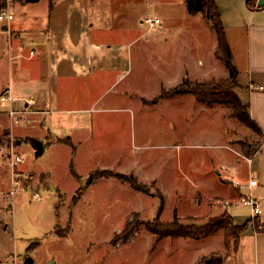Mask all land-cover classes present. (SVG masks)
<instances>
[{
    "label": "rangeland",
    "instance_id": "374dc122",
    "mask_svg": "<svg viewBox=\"0 0 264 264\" xmlns=\"http://www.w3.org/2000/svg\"><path fill=\"white\" fill-rule=\"evenodd\" d=\"M72 1L0 0V12L12 10V23L24 36H31L33 27L47 26L53 2L54 19L61 29L78 35L81 24L91 25L93 41L128 47L116 70H95L87 77L65 74L56 85L60 112L46 115L45 125L55 135L79 139L77 155L54 137L46 139L40 121L25 115L23 124L14 125L1 113L0 132L8 129L0 134V173L11 174L12 151L22 158L17 166L22 177L8 201L2 193L13 182L0 176V264H24L27 257L33 264H255L256 252L259 264H264V225L256 234L248 224L235 253L232 245H224L220 231L199 239L157 240L145 228L155 225L160 206L159 221L170 222L176 212L184 224L205 222L214 215L209 202L216 207L229 200L232 178L245 186L249 167L242 157L254 156L262 143L261 134L234 116L230 103L210 102L215 110H201L188 96V102L177 99L163 110L141 105L157 101L152 102V97L159 88L161 60L176 53L178 59L191 58L192 65L208 63L217 50L211 22L203 13H189L187 0H75L79 6ZM146 18H158L159 23H142ZM6 22L0 21V27ZM40 34L46 39L45 33ZM229 36L231 62L242 68L245 40L234 33ZM14 40L4 38L0 43V65L6 63L0 85L7 82L8 56L18 54ZM31 42L23 43L22 58L15 61L26 62L29 50L36 48ZM244 79L242 75L240 83ZM233 90L246 101L241 86ZM123 91L139 92L151 100L121 99ZM48 139L54 144H48ZM36 141L44 147L40 155ZM259 158L252 159L255 167ZM71 164L77 177L70 171ZM208 168L220 184L201 185V204L188 202L182 185L196 171L202 179ZM251 171L257 173L250 167ZM113 174L132 176L146 190L139 191ZM258 191L250 194L241 189L244 197H254ZM257 200L262 204L258 221L262 226L264 200L259 196ZM227 209L239 225L251 216L250 208L241 203ZM127 223L132 228H126Z\"/></svg>",
    "mask_w": 264,
    "mask_h": 264
},
{
    "label": "crops",
    "instance_id": "0c3cea01",
    "mask_svg": "<svg viewBox=\"0 0 264 264\" xmlns=\"http://www.w3.org/2000/svg\"><path fill=\"white\" fill-rule=\"evenodd\" d=\"M72 2L73 4H77L79 6V3L75 0ZM214 2L220 12L229 49H231L233 42L229 33L241 35V37L245 40V65L241 68L236 65L237 63H235L234 60V63L232 62V64L238 72V86H241L243 90L242 96L243 98H246V101L241 99L240 96L239 99L243 104L248 105L249 115L258 125L262 134V143L255 155L251 157L241 156L244 160H246V158L250 159L249 163L246 160L249 168L245 186H234L232 182L237 180L234 178H232L233 181L231 180L232 189L230 192L228 191L229 196L231 197L228 196V201L230 202V206L233 204L237 206L240 204V198L244 196L241 192L242 188L247 189L250 194L256 188L261 189V191L254 192L253 198L257 200V197L259 196V198L264 200V0H257V4L263 8L256 10L249 9L246 4V0H214ZM52 4L50 3V5ZM10 9H12V7ZM54 9L55 7L53 8L52 6V13L48 19L46 27H33L29 29L32 32L31 36H24V31L20 29L18 24L14 25L12 23L15 19V15L12 20L1 25L0 43L4 38H10L11 40L15 37L14 50H16L18 54L8 56V70H6L8 78L6 83H2L0 85L2 87H0V94L6 89H10L11 92L17 96L24 95L33 98L34 103L27 107V109L31 110V113H28L27 115L30 116L33 121H40V125L45 127L44 134L46 139L48 137H54L56 143L68 146L70 145L62 143L60 140L63 138L70 140L75 147L74 154H72L77 155V144L81 143L79 139H75L71 135L65 137L55 135L50 131V128L45 125L47 121L46 115L54 112H60L58 87L56 85H58L57 83H59L60 78L64 79L63 75L65 74H75L87 77L89 74L91 75V73H95V70H116L119 64L124 60V57L128 55V47L124 44L116 45L93 41L91 39L92 36L90 35V32L92 31L91 25L88 26L81 24V30L78 35H72L69 28L64 30L57 26L54 19ZM40 33H45L46 39L41 38ZM89 35L91 37H89ZM34 41L37 43H34ZM24 42H31V45L36 46V48L29 50L26 62L23 63L15 60L22 58L21 52L22 47H24ZM38 48H40L39 51L36 50ZM31 51H33L32 55H30ZM215 53L216 51H214L213 54L211 53V57L208 59V63L206 65H204L202 61H198V64L192 65L191 58L185 57L184 59H178L176 53L173 55L171 54L169 56V60H161L157 68L158 76L156 77L159 88L152 99L158 97L161 90L168 91L182 83L185 79L199 83L226 79L229 75L228 69L225 64L222 66L221 64H218V62H224L218 58ZM212 55H214V57H212ZM0 58H2V56H0ZM232 59L233 57H231V60ZM4 66L6 67V63L0 65V73L5 74L3 70ZM242 75L245 76V83H240V77ZM73 77L74 76L69 79H72ZM130 96L139 100L140 103V98L151 100L142 96L139 92L129 95L128 91H123L119 94L121 99H129L131 98ZM188 96H191L190 98L193 104L198 105L201 110H215L213 109L214 107L211 108V104H209V102L198 100L192 94L164 97L158 99L152 105H141L154 106L156 109L163 110L164 105H167L177 99H182L188 102ZM76 110H78L77 112L80 111V109ZM81 111L85 112L87 110L81 109ZM1 113L4 112H0V118L4 117ZM51 116L52 115H50V117ZM6 129L8 128L5 127L2 132ZM2 132H0V134ZM47 142L48 144H54L49 139ZM223 146L232 150L227 144H224ZM256 156H259L260 158L255 167L252 159ZM237 161H239L238 158ZM250 167L251 170L256 169L257 173L253 174L252 171L249 172ZM198 172L199 171H196L195 174L191 173L188 180H186L185 185H182L181 187L182 193L183 191L188 193V202L191 201L194 204H201L200 195L203 194L202 191L204 190L201 185L212 183L213 186V184L216 185L219 183L217 178L211 174L210 168L206 169L205 172H202V175L205 176L202 179L199 178ZM235 172L240 173V169H234V173ZM3 175L8 176V180H12V172L11 174L5 171L0 173V176ZM251 178L257 181V186L252 188L248 186V182ZM150 179L156 181L157 183V179L153 177H150ZM220 181H223V179H220ZM0 189L3 188L0 187ZM223 202L216 207L213 206L212 202H209V206H212V212L214 213L213 216H209L210 218L218 217L224 212L229 214V210L223 208ZM205 203H208V200H205ZM259 204L262 206L260 202ZM229 215L233 218L234 224L239 225V223H235L234 216L232 214ZM258 216L260 218V212L258 213ZM256 234L259 233L256 232ZM255 264H259L257 252Z\"/></svg>",
    "mask_w": 264,
    "mask_h": 264
},
{
    "label": "trees",
    "instance_id": "16d2710c",
    "mask_svg": "<svg viewBox=\"0 0 264 264\" xmlns=\"http://www.w3.org/2000/svg\"><path fill=\"white\" fill-rule=\"evenodd\" d=\"M246 4L249 9L256 10L263 8L257 4V0H246ZM52 5H50V9ZM187 9L189 13L196 15L203 13L207 19L211 22L215 29L217 37V50L216 56L223 60L225 66L228 69L229 75L226 79L219 81H211L209 83L194 82L189 79H185L182 83L178 84L174 88L165 91L161 90V93L152 102L164 98L173 97L183 94H192L196 99L209 102H221L230 103L233 107L234 116L243 124L252 128L257 133L261 134V130L254 120L249 115L248 105L243 104L239 97L235 94L234 90L238 86L237 76L238 72L231 62L228 43L225 37L224 26L221 21V16L218 7L214 0H187ZM262 137V134H261ZM62 142V141H61ZM62 143L69 144L74 154V146L70 140L63 141ZM70 171L73 176L77 177L73 169V165H70ZM95 174H93L94 176ZM119 179L131 184L135 189L144 191L141 185L137 183L132 176H125L122 174H113ZM112 176V175H110ZM114 176V177H115ZM162 206L159 207L157 217L154 220L155 225H147L148 231L152 232L157 240L163 237H180L189 239H199L201 237H210L222 232L224 245L229 247L232 245L233 252L238 250L241 235L245 231L248 224H251L256 232H260L263 225L259 226V216L249 218L243 225L234 224L233 218L224 212L218 217L208 218L203 223H182L179 217L174 212L173 219L170 222L159 221L160 212ZM126 228H132V224H126Z\"/></svg>",
    "mask_w": 264,
    "mask_h": 264
},
{
    "label": "built area",
    "instance_id": "2783aa9c",
    "mask_svg": "<svg viewBox=\"0 0 264 264\" xmlns=\"http://www.w3.org/2000/svg\"><path fill=\"white\" fill-rule=\"evenodd\" d=\"M14 17L12 11L3 10L0 12V21H10ZM142 23H148L149 26H153L156 23H159L158 18H146L141 21ZM33 54V51L30 52V55ZM34 103V99L30 96H17L11 92L10 89H6L0 94V112H4L11 119L12 124L20 125L23 121L25 115L31 112V110L27 109V107ZM23 124V123H22ZM9 166L12 169V182L13 187L5 193H2V197L6 200H10L16 193V189L18 188L19 179L22 177V173L17 171V166L22 162V158L19 154H16L12 151L9 152ZM248 163L250 159L246 158ZM234 186H240L238 181L232 182ZM248 186L250 188L257 186V181L253 178L249 180ZM240 203L246 207H249L251 210V217H255L261 210V206L259 202L251 197H241ZM223 208L227 209L230 206L229 201L223 202Z\"/></svg>",
    "mask_w": 264,
    "mask_h": 264
},
{
    "label": "water",
    "instance_id": "95a60500",
    "mask_svg": "<svg viewBox=\"0 0 264 264\" xmlns=\"http://www.w3.org/2000/svg\"><path fill=\"white\" fill-rule=\"evenodd\" d=\"M25 1L35 2V1H38V0H25ZM34 147H35L36 153L38 155L43 153V144L40 141H36L35 144H34ZM91 180H92V178L90 176L88 182H91ZM24 264H33V259L31 257H27L25 259V261H24Z\"/></svg>",
    "mask_w": 264,
    "mask_h": 264
}]
</instances>
